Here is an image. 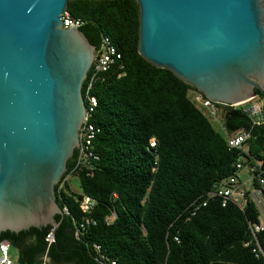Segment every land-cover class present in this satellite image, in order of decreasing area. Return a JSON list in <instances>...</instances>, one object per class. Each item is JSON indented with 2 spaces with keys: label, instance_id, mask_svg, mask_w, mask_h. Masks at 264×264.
I'll return each mask as SVG.
<instances>
[{
  "label": "trees",
  "instance_id": "obj_1",
  "mask_svg": "<svg viewBox=\"0 0 264 264\" xmlns=\"http://www.w3.org/2000/svg\"><path fill=\"white\" fill-rule=\"evenodd\" d=\"M65 10L82 20L78 27L95 48L105 34L119 57L91 83L96 104L88 120L98 127L91 141L96 157L77 172L78 189L67 181L58 186L74 151L54 183L67 213L60 214L53 240L44 238L50 224L0 232L17 247L15 264H39L43 255L73 264H264L243 245L247 220L256 215L252 203L221 205L205 194L232 172L238 156L225 131L247 129L248 151L256 153L264 122L250 124L240 106L219 104L221 128L192 99L194 86L145 60L136 50L135 0H67ZM255 93L264 109L263 94ZM78 191L94 200L88 212L79 207ZM83 216L94 222L80 228Z\"/></svg>",
  "mask_w": 264,
  "mask_h": 264
},
{
  "label": "water",
  "instance_id": "obj_2",
  "mask_svg": "<svg viewBox=\"0 0 264 264\" xmlns=\"http://www.w3.org/2000/svg\"><path fill=\"white\" fill-rule=\"evenodd\" d=\"M137 52L212 100L264 96V0H135ZM67 0H0V232L57 226L95 45Z\"/></svg>",
  "mask_w": 264,
  "mask_h": 264
},
{
  "label": "built area",
  "instance_id": "obj_3",
  "mask_svg": "<svg viewBox=\"0 0 264 264\" xmlns=\"http://www.w3.org/2000/svg\"><path fill=\"white\" fill-rule=\"evenodd\" d=\"M63 21L73 22L77 26L82 22L79 18L69 16L67 10L63 12ZM119 57V52L115 45L109 40V37L103 34L100 37L99 45L94 50V56L88 68V78L84 85L81 95L84 102V117L81 126L78 129V145L74 149L73 164L64 173L58 186L63 181L69 182L71 176H77V172L83 167L89 168V160L96 157L91 148V141L98 131V127L88 120L90 111L96 104L95 96L90 92L92 80L103 70H106L111 62ZM87 75V73H86ZM196 105L204 111L212 120L216 121L222 128L219 104L227 106H240L250 120V124H259L264 122V109L262 98L256 94L244 102L238 104H224L212 100L195 90L191 95ZM249 131L242 127L233 131H225L226 144L238 152V156L232 161V172L224 177L213 181L211 187L205 192L207 197H216L220 204L224 205L232 202L239 208H243L247 202H251L255 208V219L247 220L249 237L243 241V245L250 247L254 256L261 257L264 260V141L260 143L256 153L248 151ZM149 146L154 145V137L148 140ZM244 169V174L240 176V170ZM80 193L79 207L82 211L88 212L93 206V198L88 194ZM204 203V202H203ZM64 213H67L65 206L61 207ZM114 214V213H113ZM107 216L106 219H110ZM94 220L88 216H83L78 222L80 228L93 223ZM77 234V230H75ZM259 235V236H258ZM47 242L53 240L51 229L44 236ZM262 242V243H261ZM9 241L0 239V264H14L7 256ZM98 247V244H95ZM100 256L104 257L103 254ZM39 264H46L42 259ZM105 264V263H103ZM109 264H116L113 259ZM126 264V263H122Z\"/></svg>",
  "mask_w": 264,
  "mask_h": 264
},
{
  "label": "rangeland",
  "instance_id": "obj_4",
  "mask_svg": "<svg viewBox=\"0 0 264 264\" xmlns=\"http://www.w3.org/2000/svg\"><path fill=\"white\" fill-rule=\"evenodd\" d=\"M219 110H221L220 106H219ZM214 123L217 124L216 121H214ZM239 173H240V176H242L244 174V169H241ZM69 182H70V186L73 189H78L79 188V183H78L77 176H71L70 179H69ZM17 255H18L17 247L10 243L8 245V249H7V256L10 258V260L14 264L17 262Z\"/></svg>",
  "mask_w": 264,
  "mask_h": 264
},
{
  "label": "crops",
  "instance_id": "obj_5",
  "mask_svg": "<svg viewBox=\"0 0 264 264\" xmlns=\"http://www.w3.org/2000/svg\"><path fill=\"white\" fill-rule=\"evenodd\" d=\"M46 264H73L72 262H65V261H55V260H52L50 259L48 256L46 255H43V258H42Z\"/></svg>",
  "mask_w": 264,
  "mask_h": 264
}]
</instances>
